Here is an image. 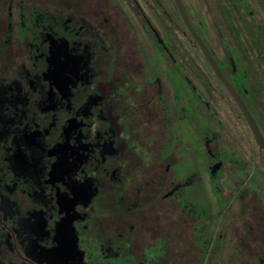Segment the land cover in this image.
Listing matches in <instances>:
<instances>
[{
    "label": "flooded vegetation",
    "instance_id": "obj_1",
    "mask_svg": "<svg viewBox=\"0 0 264 264\" xmlns=\"http://www.w3.org/2000/svg\"><path fill=\"white\" fill-rule=\"evenodd\" d=\"M0 264H264V0H0Z\"/></svg>",
    "mask_w": 264,
    "mask_h": 264
}]
</instances>
